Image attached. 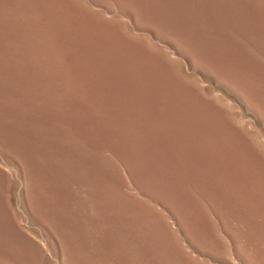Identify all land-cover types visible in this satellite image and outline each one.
Masks as SVG:
<instances>
[{"label": "rangeland", "instance_id": "rangeland-1", "mask_svg": "<svg viewBox=\"0 0 264 264\" xmlns=\"http://www.w3.org/2000/svg\"><path fill=\"white\" fill-rule=\"evenodd\" d=\"M0 264H264V0H0Z\"/></svg>", "mask_w": 264, "mask_h": 264}, {"label": "bare ground", "instance_id": "bare-ground-1", "mask_svg": "<svg viewBox=\"0 0 264 264\" xmlns=\"http://www.w3.org/2000/svg\"><path fill=\"white\" fill-rule=\"evenodd\" d=\"M41 139V138H40ZM82 174H80L79 176H80V179H81V181L83 180V182H84V180H85V175H84V173L83 172H81ZM83 175V176H82ZM68 208V211H69V207L67 206L66 207V209ZM63 209V208H62ZM68 216H69V213H68Z\"/></svg>", "mask_w": 264, "mask_h": 264}]
</instances>
